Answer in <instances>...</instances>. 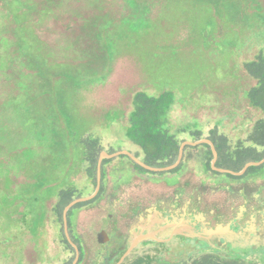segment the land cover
<instances>
[{
	"label": "rangeland",
	"instance_id": "obj_1",
	"mask_svg": "<svg viewBox=\"0 0 264 264\" xmlns=\"http://www.w3.org/2000/svg\"><path fill=\"white\" fill-rule=\"evenodd\" d=\"M79 2L83 4L87 0H71L70 4L75 7L80 5ZM252 3L253 0H142L138 2L140 8L130 12L114 0L104 9V19L98 25L101 34L96 49L87 47L90 39L84 34L90 29L78 30L82 36L77 39L79 47L76 50L90 54L88 60L74 50L62 48L58 33L63 28L54 19L36 26V21L41 19V14L35 15L38 3L31 0L3 3L0 23L5 22L10 36L0 29V41L3 44L8 42L14 50L0 56V94L7 98L4 101L6 106L16 110L20 124L26 120L32 124L31 130L36 129L39 142L19 140L15 145L12 138L1 141L0 264H29L23 261V257L16 262L12 243L6 241L14 236L13 221L22 214L16 213L18 199L24 197L26 203L22 206L28 211L33 208L35 196L45 197L54 192L53 183L64 179L70 159H78L82 153L80 136L98 138L101 150L109 154L127 150L143 162L142 155L138 156V147L126 140L123 132L135 92L143 90L159 94L172 86L177 89L178 96L172 116L180 127L198 123L203 139H207L209 130L223 118L220 126L223 131H228L233 138L247 137L245 132L252 126L256 113L248 109L244 98L231 93L240 91L247 81L241 77L244 74L240 67L242 61L233 60L227 64V58L232 53L230 44L240 38L245 23L240 18L242 10ZM53 6L56 8L55 3ZM75 18L78 20V16ZM62 20L65 22V18ZM66 30L64 33L68 34L70 30ZM102 48L107 52L102 53ZM8 60L17 64L21 76L23 70H28L29 79L42 86L44 92L37 98L35 93L33 97L15 95L11 87L21 88V81L12 86L9 84L10 77L4 74L3 65ZM226 73L232 78L231 83L225 78ZM229 73H235L236 79ZM233 81L236 82L234 85ZM36 99L41 102L36 103ZM113 109L119 116L109 123L106 121L109 116L105 113ZM101 119L104 121L100 122ZM90 126V132L82 136ZM182 137L188 143L180 161L182 167L175 173H147L137 169L132 160L122 157H113L101 165L105 176L100 199L80 208L73 216L74 232L82 237L87 247V256L81 264H107L104 255L99 261L97 257L100 250L97 232L103 227H109L114 233L113 254L122 253L127 241L134 237L141 239L124 264H132L138 257L146 255L152 256V262L148 264H184L208 249L223 258L236 257L248 264H264V239L248 236L256 233L264 238V230H260L261 235L255 228L240 233L237 229L218 225L217 218L224 210L238 212L246 198L247 213L254 205L257 210L263 209L264 197L255 198L256 190L264 189L259 184L261 180L244 181L239 185L231 180L222 181L220 175L207 170V148L194 144L196 141L189 133ZM49 142H55L65 153L52 161V167L38 159V155L47 152L45 148ZM27 148L31 150L27 151ZM21 149L24 150L19 159L23 161L22 170L17 161L14 165L11 161L12 153ZM13 175L24 179V196L20 188L13 189ZM74 186L84 197L94 193L96 188L94 182L83 177ZM223 195L228 196L225 203L221 200ZM185 202L195 213H202L211 224L204 229L199 223L193 227L175 222L164 225L162 219L147 216L148 213L154 214L153 211H145L154 207L162 210L165 206H180ZM49 206L50 202L45 203L46 208ZM142 211L145 222H138ZM57 221L51 217V243L52 239L59 243L64 237ZM138 227L141 230L145 227V234H139ZM185 237L192 239L186 242ZM250 237L253 239L249 248ZM59 247L63 254L58 260L50 252L40 264L71 263L75 252L65 250L60 243ZM164 250L165 257L161 253ZM117 256L111 264H118Z\"/></svg>",
	"mask_w": 264,
	"mask_h": 264
},
{
	"label": "flooded vegetation",
	"instance_id": "obj_2",
	"mask_svg": "<svg viewBox=\"0 0 264 264\" xmlns=\"http://www.w3.org/2000/svg\"><path fill=\"white\" fill-rule=\"evenodd\" d=\"M6 1L7 0H0V5H2ZM31 1L39 4V8L37 9V12H35V15L40 16L39 14H41V19L38 20L47 21V19H51L50 21H53L54 19L55 22L59 23L60 28H63V30L60 33H58L59 39L60 41H62L61 46L65 51L68 50L71 52L72 50H74L73 52L77 51L76 47H79V43L77 39L82 36L80 35V32H78V30L81 28L90 29L89 33L84 34L86 37L90 39V40L88 39L90 43L87 45V47L93 50L98 47L97 44L98 37L101 34V32L98 29V25L99 23H102V20L104 19V13H103L104 9L108 8L109 4L112 5V3H114V0H87V2H84L83 4H80L79 2L80 4L79 6L73 7L72 4H70L71 0H31ZM138 2H142V0H118V4L120 3L122 6H124V8H126L130 12L133 11L136 12V10L140 8L138 6ZM54 3L56 4V8L53 6ZM76 16H78V20L75 18ZM62 18H65V22L62 20ZM66 29L67 30L69 29L70 31H67ZM64 30H66L68 34H65ZM65 43L67 45H65ZM100 51L107 52L104 51V48H102ZM105 115L107 117L109 116V119H106V121L109 123H112L119 116L118 111L114 109L111 111H107ZM102 121L104 120L101 119L100 122ZM92 139L93 140H91L90 144H92L93 148L95 149L94 152L92 153L93 156L89 158L87 157L85 152V148L88 147L89 143L87 141H80L82 147V153L80 154L78 159L75 158L72 160L70 159V163L66 167L68 171L64 173V179L59 183H55V184L53 183V186L55 187L53 193L45 197L35 196V198L32 199L34 204L33 208L29 209L28 211H25V208L22 206V203H26L24 197L18 199L19 204L16 213L22 212V214L19 217L20 219L18 218L16 221H13L12 228L14 229V236L9 237V240H6L9 242L11 241L12 243V251L15 255L16 262H18V260L23 257V261L29 262V264H40L42 263L43 257L49 254L50 252H53L58 260L63 254L61 253L59 243L61 246H63L65 250L73 251L76 254L72 262L68 264H81L83 261H85V258L87 256L86 243L85 241H83L81 236L75 234L74 232L73 216L75 212H78L80 210V208L84 206H90L93 203H97V201L100 199V195L103 192L102 178H104L105 176L104 167L101 165L107 164L110 160H112L113 157L116 158L122 157L126 160H132L134 165L137 167V169L141 171L142 169L138 167V165L144 167L145 169L150 170V172L151 171L160 172L147 168L146 166H144L145 163L143 161V158H142L143 161L142 164L140 161L135 159L136 158L135 156L134 158L131 155L125 153L124 151L126 150L118 151L113 154H109L108 152H106L107 155L102 157V153L105 151L101 150L99 141L98 142L96 141V139L98 138H92ZM14 144L17 145V142H15ZM98 147H100L99 152L96 151ZM23 152L24 150L21 149L18 152L15 153L13 152L11 156L12 164L14 165L17 161L19 169L21 170L23 169V167L21 166L23 161L20 162L19 159L21 154H23ZM47 153L48 152L42 154L43 157ZM64 154L65 153L63 150L60 149L55 150L53 152V160H56L57 158H61ZM110 155H114V156H110ZM66 157H68V155H66L65 158ZM93 160L97 161L96 167L94 166L92 167ZM263 160L264 158L260 161L248 162L243 167V169L249 163H260V162L262 163L252 164L246 169L244 173H240V174H233L231 173L232 171L229 169L218 167L220 170L217 171H219L222 174H217V175H220V177H222L221 178L222 181L225 182L231 180L233 184H237V185H239L244 181L261 180L259 184L264 188ZM43 161H47V159L44 157ZM180 164L181 163H179V165ZM15 167L17 166L15 165ZM102 167H103V171H102ZM252 167H255V169H253L252 172L247 173V171ZM174 169L175 168L165 171H169L168 173H173L171 172V170ZM76 176H80V178L83 177L84 180L94 182L96 184L94 193L84 197L81 191L77 190V188L74 186L77 185L80 180V178L77 179ZM12 180H13V189L17 191L18 188H20V191L24 196V191L26 190V186H22V184L25 182L24 179H19L17 175L16 176L13 175ZM263 192L264 189H262L261 191L256 190L255 198L259 199V196L264 197ZM49 196L52 197L51 201ZM227 197L228 196L223 195V197L221 198V200L223 199L222 200L223 203L227 201ZM42 198L44 199L42 200ZM47 202H50V206L48 208L45 207V203ZM246 202H248L247 198L243 202L244 206L241 205L239 207L238 212H235L234 209L233 211H226V210L222 211V214H219V217H217L218 225L221 226L225 225L228 228L237 229V231H239L240 233H246L247 231H249L248 229L255 228V230L260 232L259 234L261 235L262 231L260 230H264V208L257 210L254 205L253 210L250 213H247L245 211ZM16 203H17V199L15 200L14 204ZM225 206L226 205H224V207ZM145 211H153L155 215L148 213L147 216L150 218L152 216H155V218L159 221L162 219L161 222L165 223L164 225H167L166 224L167 222H175L176 224H180L181 226L185 225L187 227H193L194 224L199 223V225L204 229L205 227H208L211 224L209 220H206V217L202 213L200 212L195 213V211L189 207L188 202H185L184 205H180V206H165V208H163L162 210H160L159 207H154V209L148 208ZM60 213H62V215ZM143 213H144L143 211L140 213L138 222H145L146 216H144ZM52 216L58 219L57 223L61 224V229L64 234V237L60 238L59 243H57L53 239H52V243L50 242L51 239L49 238V227L51 226ZM110 216L112 217V215ZM137 231L139 232V234L143 231L145 232V227L142 230L140 229V227H138ZM144 232L143 234H145ZM100 233H102V237L99 236ZM113 234H114L113 231H110L109 227H103L99 232H97V241L98 244L100 245V250L97 256L98 261L102 259L104 255L107 264H111V260L115 259L116 255L118 254L117 256L119 257L118 264L122 259L123 261L121 262V264H124V260L129 256L130 252L132 251L131 250L128 254H126L130 249V247L133 245L135 240L139 242V240L141 239L134 237L133 240L127 241L128 243L123 248L124 251L122 253L121 251H119L113 254L114 253ZM248 236H252V237L255 236L256 238L254 239L256 240L258 238H259L258 240L264 239L261 236H257L256 233H251V235ZM101 239H103V241H101ZM191 239L192 238L190 237H185L186 242H188ZM252 239L253 238L250 237L249 239L250 244L249 242L248 243L246 242L247 244H249V248L252 247L250 246L252 245L251 244ZM51 246L53 248V251H51ZM261 250L263 253V249Z\"/></svg>",
	"mask_w": 264,
	"mask_h": 264
},
{
	"label": "trees",
	"instance_id": "obj_3",
	"mask_svg": "<svg viewBox=\"0 0 264 264\" xmlns=\"http://www.w3.org/2000/svg\"><path fill=\"white\" fill-rule=\"evenodd\" d=\"M2 5H0V7H2ZM256 7H258V10ZM242 12L243 15L240 18L245 20V23L242 24L240 38H238L236 42L230 44L232 46V53L227 58V64L233 60L242 61L240 67L244 69V74H242L241 77L247 81V84L245 87H242L240 91L236 90V92L231 93L236 95L239 94L238 97L244 98L248 104V109L254 110L256 115L253 116L252 126L245 132L247 134L245 139L241 136L233 138L228 131H223L220 127L223 118L219 119L217 124L209 130L207 137V139L213 143L217 151L216 167L226 168L233 172L242 171L243 167L248 162L260 161L264 158V0H253V3L247 9H243ZM4 24L5 22L0 23V29H4V33L7 35L9 30L6 29ZM36 24L37 26L43 25L44 21L38 20ZM8 35L10 36L9 33ZM214 46H216V44ZM208 47L211 46L208 44ZM13 50L14 48H11V45L8 46V42L3 44L0 41V56L2 53H12ZM80 55L88 60L90 54L80 53ZM243 57L244 59H242ZM3 65H5L4 70H6L4 74L10 77L9 84L11 86L13 84L16 85L17 81H21V88H17L16 86V88L13 89L11 87V91H15V95L23 94L27 97H33L35 93L37 98L42 94L41 92H44L41 91L43 90L42 86H37L29 79L27 75V73H29L28 70H23V76H21L17 70V64H15L14 61L8 60V63ZM228 72L229 71H227V73ZM229 74H232L234 80L236 79L235 73ZM225 76L227 81H232V78L228 74ZM215 77L217 76H214V79L217 81ZM217 83L219 84V82ZM235 83V81L232 82L233 85ZM176 90L171 86V89L164 90L159 94H151L143 90L134 93L132 109L127 116V124L124 126L123 132L125 139L138 147L140 151L138 156L142 155L143 161L147 166L163 168L174 165L179 159L181 146L185 142L182 137L185 133H189L195 141L203 139V132L198 123H195L193 126L185 125L180 127L173 121L172 112L178 103ZM6 99L4 94L1 93L0 153L3 152L1 141L4 142V138H12V140L17 143L19 140L27 141L29 139L33 142H39L36 129L32 131V124L27 120L20 124V116H17L16 110L6 106V103H4ZM39 102L41 101L36 99V103ZM224 124L225 122L223 125ZM91 127L92 126L81 135L83 136L85 132H90L92 129ZM91 140L93 139H84L81 136L79 138V141H87L89 143L88 147L85 148L86 155L89 158L93 156L92 153L95 150L93 145L90 144ZM96 141L98 142L99 140L96 139ZM200 145L207 148L209 155L207 170L215 174H222L212 167L211 162L214 159L213 147L209 143H202ZM57 149L58 147L55 142H49V145H47L48 153L44 155L47 161H43V155H38V159H40L41 162H46L49 167H52L53 152ZM30 150L29 148L27 151ZM96 151L99 152L100 147H98ZM19 161L22 162V160ZM96 164L97 161L93 160L92 167H96ZM138 167H140L142 171L150 172V170L140 165H138ZM181 167L182 164L174 170H171V172L175 173ZM253 169H255V167L250 168L247 173L252 172ZM168 172L169 171H160L152 173L167 174ZM60 214L62 215V213ZM161 253H163L162 256L164 255L163 257H165L166 251L164 250ZM151 262L152 256L146 255L145 257L136 259L132 264H148ZM184 264L248 263L241 258H223L214 250L208 249L195 257L191 262L186 261Z\"/></svg>",
	"mask_w": 264,
	"mask_h": 264
},
{
	"label": "water",
	"instance_id": "obj_4",
	"mask_svg": "<svg viewBox=\"0 0 264 264\" xmlns=\"http://www.w3.org/2000/svg\"><path fill=\"white\" fill-rule=\"evenodd\" d=\"M188 142L187 141H185L183 144H182V146H181V151H180V156H179V159H178V161L174 164V165H172V166H168V167H163V168H153V167H150V166H147L146 164L144 165V166H146L147 168H149V169H151V170H154V171H165V170H170V169H173V168H176L178 165H179V163H180V161H181V159H182V156H183V151H184V146H185V144H187ZM200 143H209L212 147H213V153H214V159H213V163H212V166H213V168L214 169H216V170H220L218 167H216V161H217V151H216V149L214 148V145H213V143L210 141V140H208V139H202V140H199V141H196L194 144H200ZM125 153H127V154H129V155H131L132 157H134V155L131 153V152H129V151H124ZM107 155V153L106 152H103L102 153V157H104V156H106ZM110 156H114V155H110ZM135 158V157H134ZM136 159V158H135ZM264 161V160H263ZM260 163H262V162H260ZM260 163H249L241 172H231V173H233V174H240V173H244L245 171H246V169L250 166V165H252V164H260ZM143 164V163H142ZM99 236L100 237H102V233H100L99 234ZM101 241H103V239H101ZM136 243H137V240H135V242L133 243V245L130 247V249L128 250V252L126 253V254H128L133 248H134V246L136 245ZM123 261V259L119 262V264H121V262Z\"/></svg>",
	"mask_w": 264,
	"mask_h": 264
}]
</instances>
